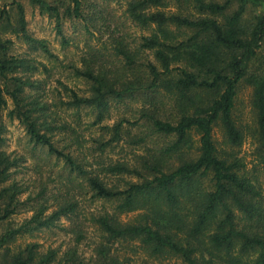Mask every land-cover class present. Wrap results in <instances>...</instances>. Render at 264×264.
Instances as JSON below:
<instances>
[{
  "label": "trees",
  "instance_id": "16d2710c",
  "mask_svg": "<svg viewBox=\"0 0 264 264\" xmlns=\"http://www.w3.org/2000/svg\"><path fill=\"white\" fill-rule=\"evenodd\" d=\"M86 1L63 0L59 6L29 0L54 18L58 32L63 19L105 30L99 45L81 57V66L72 68L88 94L79 96L63 85L68 101L60 104L74 110L72 123L52 111L53 102L29 100L27 90L34 85L24 75L36 68L29 60L7 56L8 41L0 38V227L25 205L19 200L23 190L8 183L20 159L3 150L5 111L10 121L24 126L35 145L64 165L52 180L56 193L48 196L50 181L36 179L39 192L28 196L32 218L0 233V264H264V195L239 159L219 154L213 138L214 128L220 127L226 143H242L233 109L239 85L249 84L264 165V10L247 16L252 9L264 8V0H172L174 12L159 10L167 7V0H130L126 18L148 33L131 39L110 29L107 16L85 12ZM10 7L15 26L4 7L0 32L12 30L32 42L23 6L15 1ZM201 94L205 100L198 98ZM140 98L138 120L103 124L112 103ZM85 108L95 117L88 126L97 127L98 135L85 137L80 130V111ZM138 124L147 131L145 139L156 135L169 142L155 155L108 161L107 148ZM88 194L91 203L104 206L88 209L81 223L73 222L72 247L59 255L57 250L40 251L36 243L13 246L16 236L75 214ZM50 199L56 208L43 218ZM127 213L135 214L123 221L120 217ZM86 225L98 236L88 258L78 250L86 239Z\"/></svg>",
  "mask_w": 264,
  "mask_h": 264
},
{
  "label": "rangeland",
  "instance_id": "374dc122",
  "mask_svg": "<svg viewBox=\"0 0 264 264\" xmlns=\"http://www.w3.org/2000/svg\"><path fill=\"white\" fill-rule=\"evenodd\" d=\"M19 2L25 11L26 31L28 36L33 40L28 43L21 37L13 34L12 30L0 32L2 41H8L9 49L6 51L7 56H15L25 60H29L36 70L27 72L24 77L29 78V82L34 85L27 90L29 100L36 99L39 102H53L56 107L52 108L53 112H58L59 118L68 122H74L73 109H67L66 106L60 104L67 102L68 93L65 92L64 86L74 90L79 96L87 95L88 88L85 82L75 78L72 75L73 67H80L81 57L84 56L90 46H98L100 36L105 30L99 27H93L90 23H85L79 19H63L61 21V30L58 32L55 26L54 18L50 17L46 12L31 5L29 0H0V9L6 7L9 11L10 20L15 26V11L12 6L13 2ZM60 6L63 0H46ZM130 0H87L85 12L90 14L107 16V25L110 29L119 31L120 33L129 34L130 39L138 37L141 34H148L130 23L124 12L126 4ZM166 8L159 9L165 12L176 11V6L172 0H167ZM231 7V11L233 10ZM264 8L252 9L248 12V17L253 13H259ZM97 12V13H96ZM109 30V31H112ZM133 41V40H129ZM205 100L206 96L201 94L200 97ZM164 100H168L165 98ZM142 104V99L129 102L126 104H114L110 108L108 119L103 124L111 125L116 121L123 119L129 122L138 120V107ZM9 109L11 102L8 101ZM3 113V123L6 127L5 144L3 150L13 158L20 159V165L11 170V177L8 183H16L23 192L19 195V200L25 202L20 206L17 213L13 214L0 227V233L5 229L15 230L26 224L33 216L32 202L28 200V196H34L39 192L37 180L43 179L49 182L48 196L55 194V186L52 180L59 177V173L64 170L63 161L56 159L55 156L47 154L46 148L35 145L26 133L24 126L17 120L10 121ZM81 126L80 130H84L83 135L90 136L97 134V127L88 126L94 120V115L89 108L80 111ZM233 119L236 126L242 132V143L240 145H230L225 142L223 131L220 127H215L213 138L216 142L218 152L222 156L232 159H239L243 164L244 172L251 178L257 180L260 191L264 195V165L260 162L261 151L259 149V141L256 136V117L252 107V87L249 84L241 83L237 91L235 106L233 109ZM87 127V129H86ZM127 136L119 144L112 145L107 148L104 157L109 161H132L134 154H146L149 152L155 155L156 151L169 142L170 138H162L152 135L144 138L146 129L140 124L128 127ZM144 138V141L141 140ZM198 137L192 136L195 146H197ZM41 178V179H40ZM126 179V178H125ZM135 181L136 179H130ZM121 183V182H120ZM123 184V182H122ZM85 200H81L77 212L72 215L60 217L54 221L53 225L48 228H39L32 233H24L16 236L13 244L14 247H24L29 243L40 245V251L46 252L49 249L57 250L59 255L68 247L74 245L75 234L72 226L73 222L81 223L86 216L88 209H99L103 204L98 202H90L88 194ZM49 208L41 215L43 218L49 217L56 205L53 199H50ZM104 206V205H103ZM106 208L111 209L110 206ZM135 213H127L121 215L123 221L133 218ZM79 220V221H78ZM86 225V239L78 246L79 253L85 258L91 254L93 242L98 240L97 233L92 227ZM123 250V249H122ZM123 250L121 252H127ZM133 254L132 251H129ZM136 258V257H135ZM139 260V259H137ZM173 261L168 262L172 264Z\"/></svg>",
  "mask_w": 264,
  "mask_h": 264
}]
</instances>
